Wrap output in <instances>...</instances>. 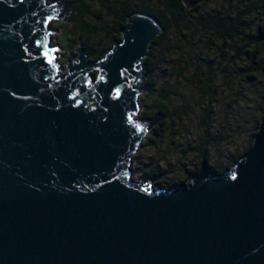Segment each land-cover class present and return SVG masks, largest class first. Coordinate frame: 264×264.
Returning a JSON list of instances; mask_svg holds the SVG:
<instances>
[{
    "label": "water",
    "instance_id": "obj_1",
    "mask_svg": "<svg viewBox=\"0 0 264 264\" xmlns=\"http://www.w3.org/2000/svg\"><path fill=\"white\" fill-rule=\"evenodd\" d=\"M205 1L181 0L186 11ZM60 9L0 0V264H264V110L224 174L201 162L189 185L149 190L130 165L165 119L135 120L143 62L164 28L134 12L122 41L95 62L77 46L60 77L56 57V70L32 59L35 40L52 48L40 21L62 20Z\"/></svg>",
    "mask_w": 264,
    "mask_h": 264
},
{
    "label": "rangeland",
    "instance_id": "obj_2",
    "mask_svg": "<svg viewBox=\"0 0 264 264\" xmlns=\"http://www.w3.org/2000/svg\"><path fill=\"white\" fill-rule=\"evenodd\" d=\"M45 1L47 5L59 4L60 10H67L62 20L54 21L49 26L50 46L58 49L55 57L60 67L59 76L63 77L66 57L70 51L75 57L77 46L66 49L64 30L57 23H64L70 11L59 1ZM143 1L131 0L133 4ZM150 3L154 4L155 10L158 8L156 1ZM241 9L249 13L244 22L251 25L249 29L243 28L244 35L252 37L257 29L264 31V0H231L229 4L211 0L194 14V18L219 12L232 16ZM64 29L68 34L73 30L69 24ZM173 29L169 28L170 33L160 39L152 51L149 50L153 63L149 77L152 92L148 98L144 97V101L148 104L155 101L165 106L167 116L163 120L161 135L153 146H147L148 133L133 154L130 165L133 182L151 180L146 187L152 191H168L181 184L189 185V176L201 166V154H205L207 164L217 167H223L234 157L242 155L250 142L252 145L254 130L263 115L264 74L254 76L250 72L252 64L243 53L245 43L242 40L221 42L209 37L207 32L197 27L194 19L188 22L187 28H180L179 34L174 33ZM61 32L62 36L58 37ZM96 41L97 38L91 40V45ZM257 60L264 66L263 53ZM89 78L92 81L95 72ZM145 79L142 68V82L139 85L145 90L138 99L137 121L142 109L141 98L147 93ZM197 164L200 166L193 172ZM149 170L161 172L159 181L163 183L173 184L185 177L187 183L170 188L158 187L155 178L148 176Z\"/></svg>",
    "mask_w": 264,
    "mask_h": 264
},
{
    "label": "trees",
    "instance_id": "obj_3",
    "mask_svg": "<svg viewBox=\"0 0 264 264\" xmlns=\"http://www.w3.org/2000/svg\"><path fill=\"white\" fill-rule=\"evenodd\" d=\"M59 1L69 8V15L65 19L64 23H57L61 29H63V37L65 38V43L67 45L66 49L69 50L73 47L80 46L85 50L87 59L91 62H95L100 59L113 45L114 42L120 41V30L126 27V19L134 12H143L151 15L157 19L163 26L164 31L156 37L150 44V51L153 47L162 39L164 36L170 33L169 28H174V33L179 34L180 28L188 27V22L191 20L196 21L197 27H200L202 31L207 32L210 36L221 42L225 41H237L236 39L242 40L244 44L243 53L250 64H255V71L253 72L256 76L259 74H264V66L261 61L257 58L263 53L264 54V42L252 45L254 37L259 33L264 31L262 29H257L252 37H248L242 33L243 28L249 29L250 26L245 24V17L249 13L240 10L239 13L229 16L224 12H219L216 14H205L199 15L196 19L194 14L200 10L203 5L211 0H206L204 3L197 5L195 8L186 11L181 4V0H154L158 4V8L155 10L154 4L150 3L152 0H144L139 4H133L131 0H50ZM222 2L229 4L231 0H221ZM237 1V0H234ZM245 1V0H242ZM96 2L99 7L95 8ZM193 18V19H192ZM109 21V22H108ZM56 24V23H55ZM72 26L73 30L67 33L64 29L67 25ZM169 25V27H168ZM171 30V31H173ZM69 35V36H68ZM62 36L59 34L58 37ZM62 37V38H63ZM97 38L94 45H91V40ZM153 63L152 54L149 53V58L143 63V73L146 75L144 86L147 89V93L141 98L142 99V109L139 119L141 121H149L152 119L156 113L162 112L167 116V111L165 106L152 101L150 104L145 102L144 97H149L152 92V83L149 80L152 74ZM147 97V98H148ZM264 109V86H263V96L261 103V112ZM260 120V119H259ZM257 122V127L259 124ZM164 125V121L157 125L147 136V146H153L155 144L156 138L161 135V130ZM257 127L254 130L253 136L256 133ZM252 136V137H253ZM245 150V152L250 148ZM242 155H244V153ZM242 155H238L230 160L225 166L217 168L207 167L208 173L212 176H221L227 170H229L233 164L239 160ZM217 168V169H216ZM148 176L155 178L158 187H174L182 181L175 183H163L158 180L161 178L159 172L155 170H149ZM147 176V177H148ZM187 178V177H185ZM170 186V187H169Z\"/></svg>",
    "mask_w": 264,
    "mask_h": 264
},
{
    "label": "snow or ice",
    "instance_id": "obj_4",
    "mask_svg": "<svg viewBox=\"0 0 264 264\" xmlns=\"http://www.w3.org/2000/svg\"><path fill=\"white\" fill-rule=\"evenodd\" d=\"M51 22H52L51 17H47L43 21H40V23H43L45 29L48 28V26L51 24ZM133 23H135V22H133ZM49 34L51 35V33H49ZM33 35H35V34H33ZM34 47L38 51L32 55V59L33 60H40L42 62V64H46V65L50 66L53 70H56V65L54 63L55 56L50 55V54L56 53L58 51V49L55 47L49 48L46 45L43 48H41V44H40L39 40L34 41ZM27 62L28 61H25V63H27ZM121 77H123V72H121ZM101 81L103 82V77H101ZM56 83H59V82L56 81ZM119 97H120V90L118 88L113 89L112 99H119ZM69 99H73V98L69 97ZM80 103L81 102L79 100H75V102L71 105V107H74V108L79 107ZM128 122H129V124L132 123L131 117L128 118ZM135 127H136V131L139 132L140 126L136 125ZM233 179L235 180L236 177H233ZM108 183H110V181H108ZM97 186L100 187V185H97Z\"/></svg>",
    "mask_w": 264,
    "mask_h": 264
},
{
    "label": "flooded vegetation",
    "instance_id": "obj_5",
    "mask_svg": "<svg viewBox=\"0 0 264 264\" xmlns=\"http://www.w3.org/2000/svg\"><path fill=\"white\" fill-rule=\"evenodd\" d=\"M255 69H256V67H255V64H252V66H251V70L252 71H255ZM253 73V72H252ZM253 75L255 76V74L253 73ZM201 158H202V161H203V163H204V166H205V168L207 169V167L208 168H210V167H214V165H211V164H207V162H206V157H205V154H201ZM201 161V162H202ZM201 162H199V164L201 163ZM199 166L200 165H195V167L192 169V171L193 172H196L197 170H198V168H199ZM217 167V166H216ZM217 168H219V167H217ZM216 168V169H217ZM160 173V175L162 176V173L161 172H159ZM160 178H158V180H159ZM183 180V183H187V178H182V179H180L179 181H182ZM161 182V181H160ZM176 182H178V181H176ZM165 183H170V182H165Z\"/></svg>",
    "mask_w": 264,
    "mask_h": 264
},
{
    "label": "bare ground",
    "instance_id": "obj_6",
    "mask_svg": "<svg viewBox=\"0 0 264 264\" xmlns=\"http://www.w3.org/2000/svg\"><path fill=\"white\" fill-rule=\"evenodd\" d=\"M126 26H127V24H126ZM124 28H125V27H124ZM124 28H123V29H124ZM121 30H122V29H121ZM256 36H257V35H256ZM256 36H255V37H256ZM255 37H254V38H255ZM120 41H122L121 34H120ZM120 41H118V42H120ZM149 47H150V46H149ZM149 50H150V49H149Z\"/></svg>",
    "mask_w": 264,
    "mask_h": 264
}]
</instances>
